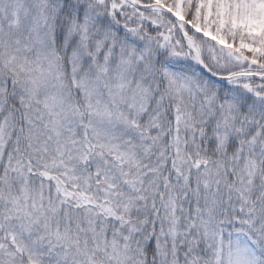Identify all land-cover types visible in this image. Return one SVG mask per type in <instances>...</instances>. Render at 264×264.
Here are the masks:
<instances>
[{"label": "snow or ice", "instance_id": "6c2138e0", "mask_svg": "<svg viewBox=\"0 0 264 264\" xmlns=\"http://www.w3.org/2000/svg\"><path fill=\"white\" fill-rule=\"evenodd\" d=\"M0 264H264V0H0Z\"/></svg>", "mask_w": 264, "mask_h": 264}]
</instances>
